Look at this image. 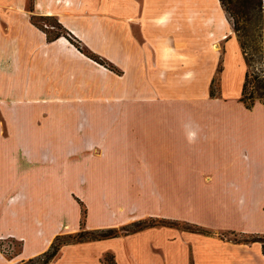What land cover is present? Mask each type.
<instances>
[{
  "label": "crops",
  "instance_id": "obj_1",
  "mask_svg": "<svg viewBox=\"0 0 264 264\" xmlns=\"http://www.w3.org/2000/svg\"><path fill=\"white\" fill-rule=\"evenodd\" d=\"M36 1L42 5V8H38L40 14L56 17L78 39L83 50L102 54L109 61L118 57L119 63L126 66L135 64L138 67L137 80L143 84L136 88L139 92L141 90L136 96L141 101H137V107H134L136 104L130 106L128 111L137 113L136 116L140 115L141 119L135 120L133 134L121 133L119 141L114 143L115 151L120 150L122 153L130 149L129 152L134 153L121 154L117 151L111 157L109 146L105 144V159L122 163L127 160L142 162V173L155 178L152 181L158 188L155 194H176L177 191L203 194V201L200 199L203 202V221H193L214 230H178L173 226L153 225L121 236L63 245L49 264H104L103 257L106 253L113 256L115 264H264L261 242L237 241L217 232L226 230L231 234L264 233V135L260 147L255 148L251 130L253 123L245 120L240 122L239 117L246 112L239 105L230 104L232 100L229 97L220 101L229 103L222 105L225 107L221 112L223 119L206 126L196 119L194 122H179L175 112L186 110L171 103L175 101H164L163 95L156 96L154 93L162 92L164 95H173V98L177 92L183 90L192 93L191 83L203 81V53L202 60L193 65L195 70L191 65L190 54L177 52L173 56L170 49L172 47L166 39L152 34L158 32V29L167 28L172 20L170 21L166 11L145 17L144 0H60L64 4L56 2L58 0ZM176 2H179L180 7V1ZM218 2L219 0H206L209 8H218ZM200 26L203 27V20ZM218 27L216 24L215 31H218ZM11 28L15 33V28ZM177 28L181 30L176 21ZM196 37L201 41L198 49L203 52V29ZM227 44L226 56L229 51L232 52L240 78L242 75L244 78L243 62L236 58L239 44L233 39H229ZM45 45L52 55L55 54L62 61H65L63 57L68 58L70 65L76 62L79 64L80 59L95 62L65 37L46 40ZM14 47L15 42L8 46V55L12 58L7 60V71H2L0 67V79H4V83L0 82V88L4 90L3 95L12 98L4 100L3 105H17L16 97L31 96V84L28 86L26 83L32 80L30 55L22 58L20 51ZM181 54L185 57H180ZM47 56L41 57V75L45 76L46 82L49 80L47 83L50 86L47 87L53 90L52 94L62 96L63 91L59 90L62 86L58 81L64 70L56 63L54 65L51 62L50 66ZM226 68L225 58L223 92L230 89L232 84L237 87L239 84V80L236 84L233 83L232 77L236 76L233 68ZM66 79L69 80L68 77ZM45 94L50 95L48 92ZM204 94L203 97L199 96L202 103L205 101ZM3 105L0 104V109L6 111L12 119L0 122L7 124L8 129L13 128L14 124L16 128L23 129L16 115L17 109L14 112L11 107L3 108ZM26 109L29 108H19L18 112L25 113ZM239 113L241 115H237ZM116 123L119 126L124 121H114V125ZM207 130L212 132L207 133ZM209 134L214 137L215 142L206 146L205 140ZM23 137L29 139L25 135ZM18 138L22 139L21 134ZM201 138L203 150L199 146ZM10 140V137L0 140V237L22 239V245L20 253L12 259L3 261L0 253V264L8 261L10 264H17L45 251L53 237V233L49 235L48 232L55 225L47 224V233H44V229L36 228L38 224L44 226L42 220L46 222L48 216L45 212L41 213L43 217L39 216L40 213L33 216L34 209L39 207L33 206V199L29 196L31 181L15 171L21 161L22 169L26 168V163L23 162L25 158H22L24 155L16 153L14 143ZM133 143L136 150L131 149ZM75 146L78 145H73V152L76 151ZM140 149L144 154H141ZM64 154L63 149H60L59 156L43 154L38 155V159L48 162L53 158L52 161L55 162ZM91 155L95 157V154ZM172 176L185 178L184 184L180 181L182 188L171 186ZM140 187L145 194H151L148 191L152 187L144 184ZM145 212L158 215L152 211L142 213ZM37 243L39 248L32 249Z\"/></svg>",
  "mask_w": 264,
  "mask_h": 264
},
{
  "label": "rangeland",
  "instance_id": "obj_2",
  "mask_svg": "<svg viewBox=\"0 0 264 264\" xmlns=\"http://www.w3.org/2000/svg\"><path fill=\"white\" fill-rule=\"evenodd\" d=\"M176 1H180V7L179 2ZM63 2L60 4H64ZM144 2L145 17L166 11L170 21L172 20L167 28L158 29V32L152 34L166 39L172 47L170 49L173 56L177 52L190 54L191 65L195 70L193 65L202 60L203 53V81L191 83L192 93L183 90L177 92L175 98L162 92H154L155 95H163L164 101L173 100L175 102L171 103L177 108L186 110L175 112L179 122H194L196 119L206 126L223 119L221 112L225 107L222 105L229 103H220V101H225L229 97L232 100L230 104L239 105L246 112L243 115L237 114L241 115L240 122L245 120L253 123L251 128L254 134L253 145L255 148L260 147L264 135V104L256 99L252 107L246 108L240 101L244 78L243 75L240 78L232 52L229 51L226 56V51L229 39H233L238 44L242 41L245 43L247 56L252 59L248 67L249 71L264 68V0H222L223 3L218 2V8H209L210 2L207 1L208 7L206 0H144ZM38 8H42V5L36 0H0L1 70L7 71L9 68L7 60L12 57L8 55L10 53L8 46L12 42L16 43L20 57L30 55L32 68V83L26 80L27 85L31 84V96L16 97L17 105L12 103L3 105L4 100H12V98L3 95L4 90L0 88V104L3 108L11 107V111L14 112L17 109L16 115L24 129L16 128V124L8 129L7 124L1 122L12 119V116L0 109V140L3 137H10L16 153L24 155L22 158H25L23 162L26 163V168L22 169L21 161L15 171L20 172L19 176L25 175L31 181L29 196L33 199V206L39 207L34 209L33 216L40 213L39 216L43 217L41 213L44 212L48 216L47 219L44 218L46 222L42 220L44 226L38 224L36 228L44 229V233H47L48 225L55 224L54 229L48 232L49 235L53 233L51 241L56 235L78 231L80 226L86 230L97 231L113 227L117 230V235L121 236L129 233L126 228H131L133 222L163 218L175 224L156 226L168 225L178 230L203 231L204 229L214 232L211 228L203 227V223L193 221V219L203 221V202H200V199L203 201L201 198L203 194H189L183 191H177L176 194L167 192L155 194L158 192L157 186L152 183L155 178L142 173V162L136 160H127L123 163L111 162L103 155L105 144L109 146L111 157L116 155L117 151L121 153L120 150L115 151L114 143L119 141L121 133L133 134L135 120L141 119L140 115L136 116L137 113L128 111L130 106L141 101V98L136 96L141 92L136 88L143 84L142 81L137 80V65L121 64L118 57L109 61L102 54L95 55L103 64L93 59L95 62L80 59L79 64L76 62L70 65L66 57H63L65 61H62L45 47L46 40L59 31L64 36L61 35L56 39L67 36L80 47L79 41L56 17L41 15ZM201 15L203 17H200ZM202 20L203 27L200 26ZM176 21L181 30L176 29ZM216 24L219 26L218 31L214 29ZM11 27L15 28V33ZM202 29L203 52L198 49L201 41L196 37ZM214 45H217L218 49H214ZM45 56L48 57L47 62L50 66L56 63L64 70L61 79L57 80L62 86L59 87L60 92L63 91L62 96L57 97L52 94L53 90L47 87L50 86L47 83L49 80L46 82L45 76L41 75V57ZM180 57L185 56L181 54ZM225 58L226 70L229 66L233 68L235 72L233 74H236L232 77L233 83L236 84L239 80V84L238 87L232 84L230 89L223 92ZM236 58L239 62H243L246 71L247 66L240 46ZM67 77L69 80L66 79ZM0 80L1 84L4 83L3 78ZM52 83L54 86V81ZM17 87L19 88L18 85ZM46 87L50 95L45 94ZM203 94L205 101L202 103L200 97H203ZM137 104L134 107H137ZM23 107L29 109H26L25 113L18 112V109ZM121 120L124 123L119 126L117 123L114 125V121ZM109 121L113 122L109 123ZM206 132L211 133L212 130ZM19 134L22 139L18 138ZM24 135L29 139L23 137ZM200 141L199 146L203 150V139L201 138ZM214 142V137L209 134L205 140L206 146ZM76 144L78 146H75L76 151L73 152V145ZM2 147L5 148L3 145ZM60 149H63L65 154L62 158L59 157L58 161H52L53 158L48 162L38 159V155L43 154L50 157L59 156ZM131 149L136 150L134 143ZM129 150L126 149L121 154L134 153ZM140 152L144 154L141 149ZM91 154H95V157ZM183 179L185 178L172 176L170 184L172 187L176 185L177 188H182L180 185L184 184ZM143 184L152 187L148 191L151 194L142 191L140 186ZM170 195L172 196L169 198ZM143 211H152L158 215L142 213ZM217 232L237 241L247 237L237 232L231 234L226 230ZM262 235L264 236V233ZM33 238L34 234L31 242ZM21 245L22 239L0 237L2 260L6 261L17 256L21 251ZM38 248L37 243L32 249ZM4 264L10 263L8 261Z\"/></svg>",
  "mask_w": 264,
  "mask_h": 264
},
{
  "label": "trees",
  "instance_id": "obj_3",
  "mask_svg": "<svg viewBox=\"0 0 264 264\" xmlns=\"http://www.w3.org/2000/svg\"><path fill=\"white\" fill-rule=\"evenodd\" d=\"M222 2V0H219ZM223 3V2H222ZM52 17V16H50ZM43 30V29H42ZM45 31V30H43ZM68 34V33H67ZM64 34H61V32L57 31L54 36L49 37L48 40L56 39L57 37ZM72 44L75 45L74 42H72L69 37L65 36ZM80 51L85 53L88 57L91 59L97 61L100 64H103L100 62V58L96 56L94 53L88 52L87 50H83L80 48L77 44L75 45ZM239 46L242 50L244 61L247 66V70L244 74V79L241 86V95H240V101L243 102L244 106L246 108H250L253 106L255 100H260L264 104V68L260 69L258 71H249L248 67L250 66V62L252 59L247 56L246 53V47L244 42L239 41ZM89 53H87V52ZM148 222V223H147ZM158 224H175L173 221H167L165 219H150L147 221H137L133 222L129 229L126 228V231L128 232H134L141 230L145 227L158 225ZM125 229V227H123ZM204 230V229H203ZM118 232L115 228H105V229H99L97 230H86L84 227L80 226V229L72 234H65V235H56L54 239L50 242L48 248L43 251L42 253L30 257L26 260H21L17 264H49L59 253L60 248L63 245L70 244V243H77V242H83L87 240H99V239H106L117 236ZM247 237L244 238L241 241L244 242H251V241H259L262 243V251L264 254V236L262 234H244ZM103 263L104 264H115L113 256L109 253H106L103 257Z\"/></svg>",
  "mask_w": 264,
  "mask_h": 264
},
{
  "label": "bare ground",
  "instance_id": "obj_4",
  "mask_svg": "<svg viewBox=\"0 0 264 264\" xmlns=\"http://www.w3.org/2000/svg\"><path fill=\"white\" fill-rule=\"evenodd\" d=\"M56 2H58V3H59V2H61V1H60V0H58V1H56ZM213 47H214V49H218V48H217V45H214ZM77 51H78V50H77Z\"/></svg>",
  "mask_w": 264,
  "mask_h": 264
}]
</instances>
